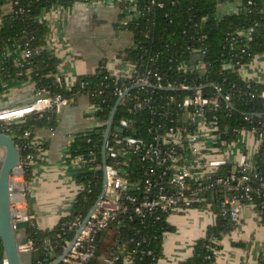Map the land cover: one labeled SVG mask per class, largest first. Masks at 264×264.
Segmentation results:
<instances>
[{"label": "trees", "instance_id": "1", "mask_svg": "<svg viewBox=\"0 0 264 264\" xmlns=\"http://www.w3.org/2000/svg\"><path fill=\"white\" fill-rule=\"evenodd\" d=\"M10 0H0V57L5 56L7 50L20 47L22 50L30 49L33 57L25 65L22 60L21 67L16 68L12 58L4 62V72L0 74V94H4V83L10 80L29 82L33 86L34 94L48 92L49 95H62L68 100H76L82 95H87L93 105L99 107L98 116L108 121L119 97L116 89L129 88L130 96L142 94V97H153L159 107L165 108L175 115L179 112L178 103L190 96L188 90H165L154 88H135L133 79L144 75L148 70L159 74L165 80L185 83L187 86L196 87L206 83H214L223 88V95H230L231 108L215 112L220 117L221 126L231 133L235 128H250L244 121L247 112H261L262 101L260 93L264 84L255 81L245 82L240 76V68L226 70L225 64L231 59L241 60L243 64L250 63L258 54L264 53V0H112L116 1L122 11L121 23L128 15L131 7L137 12L136 17L128 18L126 25L120 28L129 30L134 34V45L125 52V61L129 62L137 71L132 78H117L103 68L93 75L80 76L76 85L67 89L59 84L56 76L59 75L60 61L47 48V35L49 33L45 22L40 21L43 12L58 7H70L75 3H93L107 0H19L12 13L2 15V7ZM240 3L239 11L234 14L219 16V5L225 3ZM162 4L161 8L159 5ZM252 29V32L249 30ZM250 32V36L244 35ZM206 36V38H203ZM231 39L233 45L227 42ZM246 48L249 57H242L240 50ZM205 52L206 71L200 72L191 65L194 52ZM238 56V57H237ZM244 58V59H243ZM239 68V69H238ZM25 75L18 77V73ZM86 82L85 86L82 83ZM250 85V86H249ZM211 89H205L207 94ZM173 97L177 102L170 103ZM132 102L118 107L114 127L119 125L122 118L136 121L139 133H147L150 115L148 112L131 113ZM58 113L56 110L42 114H32L22 122L7 123L0 127V133L11 135L17 146L21 147L26 142L24 134L31 130L34 133L44 127L56 124ZM107 126H99L75 139L71 146V155H85L94 151L96 162L94 166L102 163V146ZM136 133L129 131L127 134ZM137 134V133H136ZM228 138V137H224ZM230 141H236L238 136L229 135ZM91 140V142H88ZM28 155L33 156L32 147L21 152L22 160ZM93 164L88 165L85 171H92ZM32 165L24 162L23 179L26 184L32 180ZM78 179L85 185V190L79 196L73 212L61 219L58 226L52 230L42 231L36 226H30L26 232L28 239L35 242L36 250L42 255L51 251L54 257L50 261L63 256L65 247L76 236L77 228L74 225L77 218L83 221L91 208L100 197L104 174L102 169L86 172ZM90 184V187H88ZM237 196L232 194L231 197ZM238 197V196H237ZM259 202V201H258ZM242 204H246L242 200ZM206 202L193 206V209H212ZM216 222L207 229L204 238L194 245L192 257L181 264H215V259L209 247L216 246L219 250L220 242L229 235L237 226L230 218L222 216L220 200H216ZM215 210V209H214ZM264 221V211L256 209ZM66 225L63 231L62 227ZM167 223V218L156 220L149 218L145 224L140 220L129 223L126 228L114 225L97 238L95 258L90 264H125L126 259H134L132 264H158L163 257V236L168 231H173ZM135 239L134 243L131 242ZM143 238L147 242L137 247V242ZM217 242V244L215 243ZM149 251L152 255H149ZM211 255V258H209ZM118 258V260H115ZM5 263L4 250L0 240V264ZM33 264H37L33 260ZM261 264H264L261 263Z\"/></svg>", "mask_w": 264, "mask_h": 264}, {"label": "built area", "instance_id": "2", "mask_svg": "<svg viewBox=\"0 0 264 264\" xmlns=\"http://www.w3.org/2000/svg\"><path fill=\"white\" fill-rule=\"evenodd\" d=\"M18 3L19 0H10L7 4H11L13 11ZM159 6L163 7L162 4ZM132 11L136 12L135 8L131 7L129 13ZM127 23L128 18L121 24ZM249 31L252 32V29ZM250 32L244 37L250 36ZM227 42L233 45L231 39L228 38ZM11 53V49L7 50L5 56L0 57V74L4 72V62L11 58ZM23 53L22 60L25 63L23 66L30 65L28 60L33 57V51L25 49ZM194 54L204 56L205 52ZM240 55L244 58L251 56L246 48L240 50ZM260 56H264V53L258 54L247 64H243L241 60L231 59L225 64V69L233 70L239 67L240 76L245 82L255 81V76L250 75L248 70ZM13 61L16 68L22 66L21 61ZM194 68L205 72L204 60L199 61ZM136 74L134 68L133 75L128 78ZM23 75H25L23 72L18 73V77ZM56 80L59 84L63 83L61 75H57ZM133 81L135 88L188 90L192 91V94L180 102L173 97L170 98V103L177 102L179 107V112L173 115L165 108L159 107L152 96L142 97V94L130 96L129 88L116 89V95L121 99L119 106L132 102L131 113L144 111L149 113L147 129L149 136L139 133L136 121L131 119L122 118L119 125L115 126L123 129L124 135L111 132L109 138L104 196L61 264H90L95 258L97 238L114 225L126 228L129 223L136 220L145 224L151 217H155L156 220L168 218L176 212L193 209L197 204L208 202L212 206L216 200H220L222 216L230 218L236 226L242 221V209L245 206L264 211V90L260 93L262 111L243 114L244 121L250 128H235L229 133L226 129L223 130L220 117L215 114L222 109L224 103L227 110L231 108V96L223 95V88L219 84L206 83L192 88L185 83L164 81L161 75L150 70ZM259 84H264V81ZM3 85L5 87V83ZM85 85L86 82H83L82 86ZM206 88L211 89L207 94L204 93ZM5 95L6 87L4 94H0V127L7 123L22 122L32 114H42L51 110L59 113L72 103V100L62 95L52 96L48 92H39L33 95L37 100L10 105L2 103ZM99 110V107L94 105L91 113L98 120L99 126H107L109 120H102L98 116ZM129 131H135L137 134H127ZM230 134L238 136V139L230 141ZM32 137L31 130L24 134L26 142L21 147L17 146L20 153L32 147ZM96 156L94 151H90L87 156L81 154L73 156L72 162L86 170L88 165L94 166ZM27 161L32 163L33 156L28 155L24 160L21 157V165L11 177L12 188L19 192L11 196L15 229L16 225L22 222L36 226L35 216L27 206L29 193L27 184L22 179L24 162ZM91 168L92 171H96L103 169V166L101 163ZM232 194L238 197H231ZM242 200L246 202L245 205L242 204ZM82 223L83 220L77 218L74 225L68 227L70 229L76 227L78 230ZM66 227L63 225L62 230L64 231ZM134 241L133 238L131 242ZM146 242L147 239L143 238L137 242V247ZM69 245L70 243L64 250ZM20 249L25 259L33 262L34 253L37 251L35 242L25 236L20 239ZM209 251L214 257L220 253L214 245L209 247ZM148 254L152 255V252L149 251ZM52 257L54 255L51 251L41 254L37 264L55 262L56 260H49ZM133 260L132 257L126 259L125 264H132ZM107 262L113 264V260ZM4 264H7L6 261Z\"/></svg>", "mask_w": 264, "mask_h": 264}, {"label": "crops", "instance_id": "3", "mask_svg": "<svg viewBox=\"0 0 264 264\" xmlns=\"http://www.w3.org/2000/svg\"><path fill=\"white\" fill-rule=\"evenodd\" d=\"M239 7L238 1L221 4L219 16L237 13ZM1 12L9 15L11 4L5 5ZM121 16L117 2L112 0L80 2L43 12L40 21L45 22L49 30L47 48L60 61L59 75L67 89L71 90L80 76L93 75L103 68L117 78L133 75L134 68L125 61V52L133 47L134 34L120 28ZM136 16L132 11L124 20ZM23 55L18 47L12 50L11 58L21 61ZM248 71L255 76V81L262 83L264 56L257 58ZM5 87L7 95L2 96L3 104L19 105L34 99L33 86L29 82L10 80ZM93 108L89 96L82 95L58 113L55 125L38 129L32 137L33 176L27 188V206L35 216L37 228L42 231L54 229L62 218L69 216L85 190L78 179L83 175L79 172L84 169L72 162L71 146L77 137L99 127L91 113ZM215 213L213 207V210L185 209L171 214L167 223L174 230L163 236V257L158 264H181L189 260L194 245L215 225ZM25 236V231H19L20 239ZM220 247L215 264L263 263L264 221L259 212L245 206L241 223L223 238ZM26 263L33 264L27 258Z\"/></svg>", "mask_w": 264, "mask_h": 264}, {"label": "water", "instance_id": "4", "mask_svg": "<svg viewBox=\"0 0 264 264\" xmlns=\"http://www.w3.org/2000/svg\"><path fill=\"white\" fill-rule=\"evenodd\" d=\"M205 59V56L194 55L190 63L191 65L196 66L199 61H203ZM34 100H37V98ZM120 102L121 99L118 100L109 118L102 146V171L104 174V184L102 193L95 205L91 208L89 214L83 221L80 228L77 230L75 238L65 250L63 256H61L55 262L49 264H61L63 262V260L67 257L70 249L72 248L78 237L81 235L83 228L90 220L92 214L96 211L99 203L101 202L104 196L106 184L107 147L110 145L109 138L111 132H116L121 136L124 135L123 129H118L114 127V119ZM0 152L2 154V157L0 159V240L4 250V258L7 264H27L26 259L20 249L19 231H25L26 233V231L29 230L30 226L28 222H22L18 223L15 229L13 222L14 216L12 214L11 208V196L13 194L19 193L17 190H14L12 188L11 177L14 175L15 170H17L21 165V153L17 147L14 138L11 135L0 133ZM86 172L93 173L94 171L81 170L79 173L84 174ZM27 195L29 196V193H27ZM214 209L215 211H217L216 204L214 206ZM34 259L35 261H40L41 253L39 250L35 251Z\"/></svg>", "mask_w": 264, "mask_h": 264}, {"label": "rangeland", "instance_id": "5", "mask_svg": "<svg viewBox=\"0 0 264 264\" xmlns=\"http://www.w3.org/2000/svg\"><path fill=\"white\" fill-rule=\"evenodd\" d=\"M5 96H6V95H5ZM5 96H4V97H5ZM239 145H240V146L242 145V140H241V143H239ZM197 231H198V229H197Z\"/></svg>", "mask_w": 264, "mask_h": 264}, {"label": "bare ground", "instance_id": "6", "mask_svg": "<svg viewBox=\"0 0 264 264\" xmlns=\"http://www.w3.org/2000/svg\"><path fill=\"white\" fill-rule=\"evenodd\" d=\"M16 114H19V113H16ZM16 173L18 174L19 172H18V171H16Z\"/></svg>", "mask_w": 264, "mask_h": 264}]
</instances>
